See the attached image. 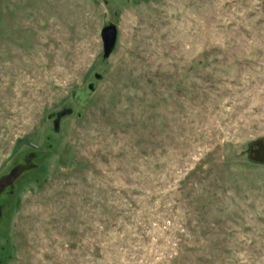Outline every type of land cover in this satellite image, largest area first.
I'll list each match as a JSON object with an SVG mask.
<instances>
[{
  "label": "rangeland",
  "instance_id": "1",
  "mask_svg": "<svg viewBox=\"0 0 264 264\" xmlns=\"http://www.w3.org/2000/svg\"><path fill=\"white\" fill-rule=\"evenodd\" d=\"M257 146L264 0H0V264H264Z\"/></svg>",
  "mask_w": 264,
  "mask_h": 264
},
{
  "label": "water",
  "instance_id": "2",
  "mask_svg": "<svg viewBox=\"0 0 264 264\" xmlns=\"http://www.w3.org/2000/svg\"><path fill=\"white\" fill-rule=\"evenodd\" d=\"M117 35V27L114 24L104 26L100 31V38H102L103 42V56L105 58L109 57L112 53V49L114 48L116 42ZM257 150H253L250 152V157L257 161H264V149H261L257 146Z\"/></svg>",
  "mask_w": 264,
  "mask_h": 264
},
{
  "label": "trees",
  "instance_id": "3",
  "mask_svg": "<svg viewBox=\"0 0 264 264\" xmlns=\"http://www.w3.org/2000/svg\"><path fill=\"white\" fill-rule=\"evenodd\" d=\"M1 263L3 264V262L1 261Z\"/></svg>",
  "mask_w": 264,
  "mask_h": 264
}]
</instances>
